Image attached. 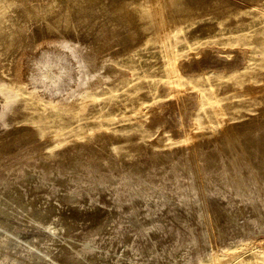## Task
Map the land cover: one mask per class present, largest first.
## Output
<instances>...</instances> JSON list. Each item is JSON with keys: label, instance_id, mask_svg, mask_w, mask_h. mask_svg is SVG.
Masks as SVG:
<instances>
[{"label": "rangeland", "instance_id": "374dc122", "mask_svg": "<svg viewBox=\"0 0 264 264\" xmlns=\"http://www.w3.org/2000/svg\"><path fill=\"white\" fill-rule=\"evenodd\" d=\"M263 113L264 0H0V168L28 152L52 173L95 169L97 159L147 169L168 154L211 151L229 127L253 160L258 150L264 159ZM22 186L12 191L50 225L21 209L10 214L6 251L16 264H54L122 209L105 192L69 204ZM221 220L217 233L230 248L190 264H264V232L245 241ZM159 233L140 241L129 232L95 264H164L145 255L151 239L169 238Z\"/></svg>", "mask_w": 264, "mask_h": 264}, {"label": "bare ground", "instance_id": "6f19581e", "mask_svg": "<svg viewBox=\"0 0 264 264\" xmlns=\"http://www.w3.org/2000/svg\"><path fill=\"white\" fill-rule=\"evenodd\" d=\"M261 116L258 126L264 134V113ZM232 133L233 130L227 128L226 138L209 152L199 148L194 154H168L161 161L150 163L147 169L116 168L109 163L101 164L97 159L92 162L95 169H90L88 162L75 173L66 175L68 171L58 168L52 173L53 168L40 162V158L33 159L28 152L13 157L5 168H0L2 187L8 192L7 198L0 196V215L6 217L0 219V230L5 232L0 233L4 237L3 242L0 241V264L18 263L12 250L6 251L13 240L7 220L10 214L21 209L26 219L39 220L36 223L45 228L50 225V217H46L45 212H28L23 194L12 191L15 185H31L33 191L46 195L47 202L62 197L69 204L88 201L92 195L105 192L110 194L117 207L122 208L115 216L110 212L109 220L88 235L79 237L78 246L69 247L70 255L52 260L54 264H95L99 250L107 252L111 242L115 245L125 242V234L129 232L142 241L151 235V230L159 231V236L169 237L166 241L151 239L146 244L145 255H153L151 262L160 257L166 259L165 262L158 261L164 264L199 262L206 255L230 248L221 242L223 236L217 233L221 230L220 219L230 227L227 228L230 235L239 234L244 240L255 242L248 234L258 229L264 232V164H261L264 159L258 150L253 160L243 144L234 140ZM185 136L190 137L188 132ZM39 164L42 166L36 171ZM114 220L117 221L113 230L115 241L105 242L102 235ZM214 241L219 244L214 245ZM16 243L15 248L23 245L20 241ZM28 245L29 257L37 259L35 247ZM148 245L150 249H147ZM218 262L220 258L217 257Z\"/></svg>", "mask_w": 264, "mask_h": 264}]
</instances>
